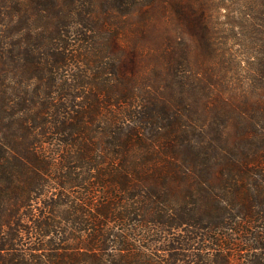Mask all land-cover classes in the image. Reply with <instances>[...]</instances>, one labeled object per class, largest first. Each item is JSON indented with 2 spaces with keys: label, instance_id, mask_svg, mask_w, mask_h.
<instances>
[{
  "label": "trees",
  "instance_id": "16d2710c",
  "mask_svg": "<svg viewBox=\"0 0 264 264\" xmlns=\"http://www.w3.org/2000/svg\"><path fill=\"white\" fill-rule=\"evenodd\" d=\"M223 8L0 0V264H264V99L199 73Z\"/></svg>",
  "mask_w": 264,
  "mask_h": 264
},
{
  "label": "rangeland",
  "instance_id": "374dc122",
  "mask_svg": "<svg viewBox=\"0 0 264 264\" xmlns=\"http://www.w3.org/2000/svg\"><path fill=\"white\" fill-rule=\"evenodd\" d=\"M218 1L228 10L214 9L211 13L214 57L204 60L199 73L203 78L212 79V90L218 96H244L263 101L264 75H258L255 71L257 64L254 65L258 58L255 51L259 53L263 49L256 31L251 27L258 23L257 16L247 15L236 6L238 0ZM251 17L255 19L252 21ZM195 67L196 63L191 59L189 69L194 71ZM235 99L232 100L235 104L240 101Z\"/></svg>",
  "mask_w": 264,
  "mask_h": 264
}]
</instances>
